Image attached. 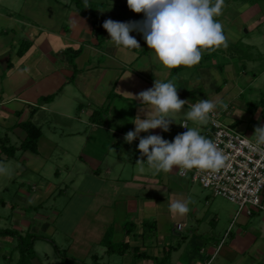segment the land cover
<instances>
[{"label":"crops","instance_id":"obj_1","mask_svg":"<svg viewBox=\"0 0 264 264\" xmlns=\"http://www.w3.org/2000/svg\"><path fill=\"white\" fill-rule=\"evenodd\" d=\"M3 7L6 6L0 9L3 25L19 20L12 10ZM62 7L67 11L65 22L48 27L44 20L40 24L26 20L20 26L23 37L17 41L13 29L0 37V119L12 121L6 128L19 132V144L25 131L18 123L31 120L38 125L41 136L36 152L18 150L19 158L36 164L39 170L43 162L56 158L66 170L70 188L81 189L78 194L85 198L86 209L73 223V256L90 255L110 229L113 242H128L129 250L119 254L127 259L124 264H157L153 258H164L161 264H264V211L236 215L237 207L226 203L229 201L197 189L189 176H180L179 166L169 172H156L145 161L144 171L140 172L136 161L146 157H141L138 150L139 138L131 144L124 140L125 134L135 129L133 119L145 106L134 96L152 88L154 80L172 81L179 98L188 102L173 115L174 123L168 132L151 129L141 132L140 137L160 135L171 142L177 134L187 131L183 127L186 125L209 139L208 123L187 118L191 106L204 99L227 104L226 109L217 107L221 120L255 138V128L264 126V96L246 102L243 94L251 87H259L261 81L255 74L248 77L242 71L243 77L235 73L229 62L219 68L213 57H204L205 49L198 64L169 69L147 47L143 35L140 48L126 49L112 42L102 28L103 41L98 44L91 18L81 15L73 0H66ZM100 9H104L103 5ZM100 9L97 14L103 25L111 17L99 13ZM223 30L229 42L243 37L229 24L223 25ZM23 41L29 45L18 55ZM78 48L80 52L71 62L66 50ZM110 93L103 122L92 120L91 113L104 106ZM49 94H53L50 100L41 99ZM139 114L145 118L143 112ZM42 122L48 124V132L43 131ZM54 174H60L59 167ZM55 185L45 181L30 189H38L43 199L53 193L51 189H61ZM175 199L190 201L187 214L170 212L169 204ZM59 214L54 211L52 217L37 216L54 222ZM21 221L22 231L29 223L24 218ZM125 224L132 227L131 232L126 233ZM133 250L153 258L136 259L131 254Z\"/></svg>","mask_w":264,"mask_h":264},{"label":"rangeland","instance_id":"obj_2","mask_svg":"<svg viewBox=\"0 0 264 264\" xmlns=\"http://www.w3.org/2000/svg\"><path fill=\"white\" fill-rule=\"evenodd\" d=\"M91 1L102 2L104 9L98 8L100 9L99 13L101 11L105 14L108 13L113 21L128 22L144 19L143 13H134L128 8L127 0ZM65 3L66 0L61 2L59 0H28L27 2L25 0H0V9L1 6H6L3 7V10H12L15 17L19 19L15 23L13 21L8 22L6 26L3 25L1 22L3 20L0 18V30L3 29L0 32V37L4 38L6 36L5 31H8L9 35L13 29L17 41L19 36L23 37L20 26L26 20L38 22L39 24L44 22L48 27H54L61 22H65L67 11L62 7ZM74 7L77 9L75 3ZM98 9L95 10L96 13ZM217 21L222 26L229 24L231 27L238 29L243 37L236 42H230L231 44H237L230 50L221 46V50L216 52L213 59L220 65L229 62L234 72L243 77L242 71H245L248 77H252L253 74L256 75L257 80L261 81L258 82L259 87H251L243 94L246 102H254L259 95L264 96V0H255L254 2L250 0L246 2L224 0L222 15L218 16ZM253 22H255L254 27L251 30L248 29ZM133 33L140 43L142 34L139 32ZM243 65L245 66L242 67ZM262 70L263 72H261ZM222 74H224V71ZM3 85L5 83L2 84V87ZM11 122L10 119L4 122L0 119V137L6 134L10 137L11 144L18 145L19 138H21L19 132L6 128V125L11 124ZM40 125L44 132H48L49 126L47 123L42 122ZM14 155V157L6 158L0 153V165L7 166L10 171V175L0 174V200L4 201V203L0 202V229L17 230L22 237L26 232L43 236V238L38 237L34 241L35 257L31 261L32 264H79L82 260L85 264H91L94 262L93 254L101 255L98 259L100 264H124L127 259L123 260L116 253L108 256L102 245H94L90 255H85L83 258L74 255V258L79 262H62L60 256L72 257L74 254L71 251L70 234L74 228V221L86 209L85 198L78 194V190L81 189L70 188L66 170L56 158L51 157L48 161L43 162V167L39 170L35 169L36 164L34 166L32 162L22 161L19 158L20 152L18 150ZM57 167H59L60 174L55 175L54 171ZM45 181L55 182V186L59 187L60 185L61 189H51L54 190L52 194H46L43 199H40L38 189H30V187ZM194 185L197 189L208 192L198 182H194ZM218 199L225 201L219 197ZM226 203H230L236 209L233 203ZM54 211L60 213L54 222L53 220L44 221V219H39V216H37L52 217ZM18 213L22 217L19 218ZM21 218L29 223L22 231L20 230L22 228ZM128 229L131 232L132 227L128 226ZM51 240H54V243L58 246L59 254ZM17 243L16 236H0V264L16 263L19 256L18 250H16ZM8 257L10 258L8 259Z\"/></svg>","mask_w":264,"mask_h":264},{"label":"clouds","instance_id":"obj_3","mask_svg":"<svg viewBox=\"0 0 264 264\" xmlns=\"http://www.w3.org/2000/svg\"><path fill=\"white\" fill-rule=\"evenodd\" d=\"M128 8L134 13H143L142 21L119 22L107 19L102 27L109 34L110 40L126 49L140 48L138 40L130 35L139 32L143 35L148 48L154 50L159 62L166 68L194 66L202 59V49L227 47V37L223 26L215 17L222 15L224 0H127ZM131 74V73H130ZM177 87L172 81L154 80L153 87L134 96L145 105L139 112L145 114L141 119L138 112L132 122L133 131L125 134V142L139 138L138 150L141 157L136 163L139 171H144V163L156 172H169L174 166L185 169L219 170L224 166L227 157L215 142L200 134L195 128H188L177 134L169 142L160 135L140 137L141 132L151 129L169 131L174 123L173 115L178 114L187 104L178 96ZM227 108L220 100H199L187 112V118L207 124L210 114L217 107ZM253 144L246 139L251 151H260L264 145V126L256 127ZM252 135V136H253ZM0 174L10 175L7 166L0 165ZM190 201L172 200L169 210L173 214L185 215L189 211Z\"/></svg>","mask_w":264,"mask_h":264},{"label":"built area","instance_id":"obj_4","mask_svg":"<svg viewBox=\"0 0 264 264\" xmlns=\"http://www.w3.org/2000/svg\"><path fill=\"white\" fill-rule=\"evenodd\" d=\"M209 139L217 144L227 157L219 170H191L180 167V176H189L192 182H198L211 196L222 197L236 205V215L264 211V145L260 151L249 149L247 141L251 138L225 124L221 112L216 109L210 114ZM183 125L185 123L183 122ZM179 227V225H176Z\"/></svg>","mask_w":264,"mask_h":264},{"label":"trees","instance_id":"obj_5","mask_svg":"<svg viewBox=\"0 0 264 264\" xmlns=\"http://www.w3.org/2000/svg\"><path fill=\"white\" fill-rule=\"evenodd\" d=\"M243 2L249 1V0H241ZM251 2H254L255 0H250ZM73 2L76 5L77 11L86 17L91 18L92 20V27L93 31L95 33V36L97 38L98 44H100L103 41L102 36V24L100 21V16L96 13V9L100 8L102 6V2H92L91 0H73ZM217 17H215L216 19ZM130 35L134 36V33L131 32ZM135 37V36H134ZM238 43V42H237ZM29 45L28 42L23 41L20 43L17 54L21 55L26 50L27 46ZM227 50H230L232 47L236 46L237 44H231L227 41ZM231 46V47H230ZM207 50V53L205 54V58H211L213 57L216 52L221 50V47L219 48H212V49H205ZM68 53H70V61H73V58L76 54L80 52V48L73 50H66ZM219 65V68H221V65ZM244 66V65H243ZM53 94H49L46 96H43L42 100H50L52 98ZM111 97V93L108 95V99L103 107L99 109L93 110L90 117L92 120L102 123L104 119V115L107 113V108L109 106V99ZM19 126H21L25 131V137L23 140H21L20 144L18 146H15L10 143L9 137L5 134L0 137V152L5 154L6 157H13L16 150H30L32 152H36L37 148V141L38 138L41 136V129L38 125L34 124L31 120H25L18 123ZM0 202L4 203L3 200H0ZM127 224H125L126 233L129 232V229L126 227ZM16 236L18 239V243L16 245V250H18V258L16 260L15 264H32V260L35 257V250H34V241L36 238L40 237L43 238V236H37L33 235L32 233L26 232L25 235L22 237L20 233L17 230L5 228L0 229V236ZM57 253L59 254L58 246L54 243V240H51ZM100 244L106 248L105 252L108 254H123L126 251L129 250L128 242L124 239L119 242H113L111 239V231L108 229L103 238L100 241ZM64 251V249H63ZM132 256L134 258H153L152 256L148 255L145 252H138L137 250H133L131 252ZM61 261H67L69 263L71 262H79L77 259L72 257H66L65 255L60 256ZM92 258L94 260L91 264H100L98 262V259L100 258L97 254H93ZM157 264H161L164 261V258L162 259H156L153 258ZM79 264H85L84 261H80Z\"/></svg>","mask_w":264,"mask_h":264}]
</instances>
